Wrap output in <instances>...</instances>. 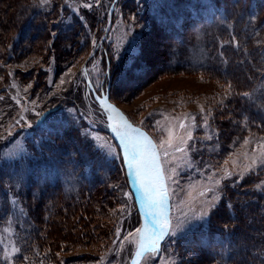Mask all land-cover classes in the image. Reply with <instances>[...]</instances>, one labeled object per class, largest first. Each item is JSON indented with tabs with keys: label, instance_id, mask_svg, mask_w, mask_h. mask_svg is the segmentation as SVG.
<instances>
[{
	"label": "rangeland",
	"instance_id": "1",
	"mask_svg": "<svg viewBox=\"0 0 264 264\" xmlns=\"http://www.w3.org/2000/svg\"><path fill=\"white\" fill-rule=\"evenodd\" d=\"M7 1L8 8L2 10ZM36 1L38 2V0ZM107 1L99 0L97 3L96 0H92L93 6L87 7V12L93 14L94 9L104 11ZM174 1L148 0L147 3L150 4L151 14L164 8V12L170 16L172 8L175 7ZM181 1L189 4V9L188 16L186 13L185 16L180 12L175 13L173 22L175 21V25L179 28L211 21L218 12L210 0H177L176 4L180 6ZM84 2L85 0H72L70 3L64 1L63 5L66 8H71L75 17L79 18L80 10L85 8ZM25 3L26 0H0V10H2L0 11V37L3 35V39L0 40V54L3 53L2 59H0V97L7 96L11 99L8 102L4 101L2 106L0 105V214L4 211L6 218V221L0 223V264H17L16 259L19 256V248L23 240L20 230H26L23 228L20 216V213L23 212L22 208L20 206L16 208L11 202V204H5L3 201L4 194L10 195L7 188H11L12 191L19 194L25 212V205L29 199L27 196L49 197L50 194H53L51 185L59 184L63 192L60 195V201L65 202V205L68 206L79 201L80 192L91 190L92 182L101 180L107 183L110 178H116L114 179L116 188L113 191L117 194V199L120 198L121 207L112 204L106 208V212L116 213L123 207V214L114 227L112 241L107 243L104 248H97L98 250L92 248V245L86 241L82 243L83 245L77 244V246L68 249L64 247L69 238L61 234L58 239L65 243L60 245L63 248L60 250V264H129L135 253V244L131 242L133 237L129 236L127 240L124 237L128 236V233L135 234L136 228L145 227L141 226V217L148 211L143 207L135 168L132 170L134 181L131 183L128 174H126L128 173L127 163L124 164L123 150L118 146L119 144L113 143L108 134L109 126L106 119L110 121L109 116L111 115L102 109L106 114V118L103 119L101 113L95 108L89 95L90 89L86 84V80H89L86 75L87 70H85V74L81 73L84 75L83 79L78 75L83 64L80 65V62H76L66 70L65 74L53 79L55 60L53 63H49L48 58L35 62L39 61L40 54L51 52V44L56 46V37L58 40L60 39L58 27L54 30L52 38L49 34H44L36 45L34 44L32 47L29 45L31 54L27 55L25 52L22 54L24 57L13 59L10 63L7 62L8 57L13 55L14 47L10 45L11 41L17 37L18 43H21L20 35H27L21 32L24 12L28 14L31 11L30 7L24 5ZM112 4L113 1L109 10ZM47 6L48 3L45 7L47 8ZM59 8L51 11L57 14ZM201 12L203 13L200 14ZM194 13L199 18L196 23H191L194 20L191 19ZM112 15L110 31L105 39L106 45H108L107 42H110L113 46L111 50H106L107 55H110L115 63L111 61L114 69L112 100L131 123L134 122L133 126L144 132L154 142L161 153L163 151L170 153L164 164L167 187L166 201L172 223H182V227L176 230L164 246L162 254L159 256V253H152L153 257L158 258L149 260L147 264H176L177 253L175 251L179 248L184 257L183 264H196L194 259H197V264H264V235L261 231V228H264V217L260 215L259 208V204L262 202L256 199V197L264 198V190L259 189L257 192L247 194V197H241V204L237 206L232 204L229 209L223 208L217 211L224 206L222 203L224 193L216 181L219 180L221 183L226 174H231L227 178V182L231 185L236 183V180L247 181L249 175H252L253 178L260 176L256 180L257 187L264 185V166L253 165L254 159L264 161V148L260 147L261 144H264V136L249 134L250 137L236 147L238 135H236L235 114L231 116L235 119L228 118L229 120L223 121L224 129H219L220 125H217V133L208 126L213 113H217L216 106H219V110L222 107L223 101L219 95L222 84L214 76H208L203 72V68L209 63L213 52L212 37L219 29H231L229 22L220 17L217 19L221 20L220 22L208 24V26L211 24L210 28L207 26L198 27L196 32L194 31L189 36L187 43L180 45V42H176L177 40L173 38H165L154 33H148L147 36V31L142 25L136 26L132 20L128 19L131 24L127 26L128 24L124 23V19L119 15L116 17L118 21L112 22ZM49 16L54 17V14H49ZM257 18L250 17V22L251 20L255 22ZM107 20L108 15L106 24ZM237 27L240 28L239 23ZM262 27L264 29V25ZM66 28L71 31L70 36L77 29L75 25H64V29ZM198 30L201 32H197ZM133 31L137 33L143 31L140 42L144 57L136 48L133 51L135 46L130 43ZM135 40L139 42L137 35H135ZM71 42H73L72 39H69V46H71ZM43 43L46 45V48H43L45 50L35 52L41 51L38 46ZM220 45H229L228 36L223 39V43ZM58 48L60 47L58 46ZM123 54L124 58L121 60ZM65 56L64 54L61 58ZM136 57L139 59L135 61ZM39 63L43 66L38 69L35 66ZM50 64H53L54 67L52 65L50 67ZM89 64L92 77L96 83L101 82L103 69L101 57L90 61ZM239 70L236 67L232 69V72L237 73ZM38 71H41L42 74ZM244 73L246 72L244 71L243 75ZM62 80L63 83H61ZM73 80L78 88V93L83 92L84 104L82 107L77 108L70 101L68 106L62 107L51 115L45 129L32 131V126L37 127L44 124L48 111H42V109L55 101L57 102L67 91L74 94L72 91ZM9 82L14 88L10 97L2 86V84L9 85ZM41 83L45 85V95L37 94L41 91ZM28 91H30V99H27L29 98ZM53 97L55 99L51 101L50 99ZM252 98L261 99L262 102L254 101L252 107L248 105L246 108L248 119L254 120L255 116H252L254 109L259 110L260 117L264 118V92H261L260 96L254 93ZM20 100L27 106L23 107ZM80 100L82 103V98ZM47 102L49 103L46 104ZM4 111L8 114L5 115ZM220 116L223 118L222 112ZM111 117L110 123H116L113 116ZM219 120L222 121V119ZM9 122L11 125L12 122L14 123L12 129L9 128ZM181 123L186 126L181 128ZM218 123L220 122L218 121ZM112 134L119 139L113 130ZM169 134H171V148L168 146ZM189 134L192 136L191 140H188ZM217 134L218 136L222 135V141L230 142V146L225 148L221 156ZM58 136H60L59 139ZM209 137L211 138L209 139ZM50 139H58L57 141H60L61 145L66 144V150L70 153L54 151L48 156L35 151L37 144ZM246 140L247 143H245ZM184 141L187 142L186 145L183 143ZM78 147L88 150V152H84L92 157L89 161L91 163H88L87 156L81 153L82 149ZM177 147H186V150L177 152L175 151ZM204 152L205 154H203ZM162 159H164L163 156ZM119 160L121 165L123 164L122 167L124 166L123 170L126 166L124 175L127 179L129 192L125 189ZM245 177L247 178L244 179ZM3 184L5 186L1 187ZM112 187L114 186H110V188ZM201 193L205 194L201 195ZM130 195L134 199V203L139 201L142 205V208L137 207L139 226L135 219ZM109 203H112V200H109ZM46 204L44 201L41 202L37 212H40L39 209L44 212ZM32 209L31 207L30 211L28 210L30 216ZM163 211H165L164 208ZM204 212H207V215H202ZM217 216L226 221L231 219L236 224L235 231L226 232L221 236L217 235L216 231L211 230L210 227L206 228V235L196 231L203 230L206 221L215 224V221L219 219ZM45 228L46 226L43 230ZM118 232L119 236H117ZM232 234H236L233 236L235 241L229 238ZM41 237L47 240L50 238L45 234ZM169 237L170 235L164 241ZM178 239H181L179 245ZM63 258H66V261Z\"/></svg>",
	"mask_w": 264,
	"mask_h": 264
},
{
	"label": "trees",
	"instance_id": "2",
	"mask_svg": "<svg viewBox=\"0 0 264 264\" xmlns=\"http://www.w3.org/2000/svg\"><path fill=\"white\" fill-rule=\"evenodd\" d=\"M64 1L65 0H49L48 6L46 8V4H41L40 0H38V2L36 0H26V3L24 5L30 7L31 11L28 14L24 12V22L21 24V32H24L27 35H20L22 39L21 43H18L17 37L15 40L13 39L11 41L10 45L14 47V49L13 55L9 56L7 59L8 63L12 62L13 59L16 60V58L18 57H24V55L22 54H24L25 52L27 55L31 54V52H29V45H31V47L34 46V44L36 45L42 39L44 34H49L50 38H52V34L55 33L54 30H56L57 27L60 39L58 40V37H56L55 43H57L60 48H58L57 44V47L52 46L53 44H51V52L48 54L44 53V55L40 54L39 61H35L37 58L34 61L40 62L42 60L44 61L45 59L47 60L48 58L47 61H49V63H53V61L55 60L56 67H54L53 64H50V67L51 65L54 67L53 79H57L61 75L65 74L66 70L76 64V62H80V65L85 62V60L92 53L101 37L103 36L108 10L113 0L107 1V7L104 11H102V9L101 11L94 9V13L90 14L87 12V7L81 9V16L79 18L75 17V15L72 13L71 8H66L65 5H63ZM67 1L70 3L72 0ZM147 1L148 0H118L115 3L112 22L118 21L116 17L119 15L124 19V23L128 24L127 26H130L131 24L128 19L132 20L133 24L136 26L142 25L145 31H147V36L148 33H154L156 35L164 36L165 38H173L174 40H177L176 42H180V45H184L185 43H187L189 36L194 31L196 32L198 27L207 26L210 28L212 26H210L211 24L208 26V24L210 22H213V24L220 22L221 20H217L220 17L225 18V21L229 22L231 29H219L214 37H212L211 46L213 48V52L211 54L209 63L206 64V66L203 68V72H205L208 76H214L222 84V89L219 91L221 94L219 93V95L220 98L222 97L221 100L223 101V104L221 105L222 107L220 110L216 106L217 113H213V117L210 120L211 122L208 126L217 133V125H220L219 129H224L223 121L227 120L228 118L235 119L234 117H231L235 114L236 135H238V137H236V147L239 146L241 142L246 138H249V134H253L254 136H264V118L260 117L259 110L254 109V114H252V116H255L253 117L254 120H249L248 113L246 112V108L248 107V105H251V107L254 105L252 102H262L261 99L252 98V95L254 93H257L260 96V93L264 92V29L262 27L264 25V0H210V2L218 9L217 14L214 15L215 18L211 21L202 22L201 24L196 23L198 21V18H191L196 20H192L191 23L195 22L196 24H190L185 28H179L178 26H176L175 21L173 22V18L176 15V12H180L183 16H185V13L187 15L189 4L181 1L179 3L180 6H178L176 4L177 0H175L173 2L175 7L172 8L171 15L169 16L164 12V8H161L151 14L149 11L150 4L147 3ZM4 4L5 6L2 10L8 8V1ZM58 7L60 8L58 9L57 14L51 11L52 9ZM194 7L197 8V6ZM196 13L198 14V12ZM202 13L203 12H201L200 14ZM49 14H54V17H50ZM250 17L257 18V20L255 22L254 20H251L250 22ZM87 20L88 22H86ZM202 20H204V18H202ZM238 23L240 24V28L237 27ZM64 25H75V28L77 29L75 33L70 36L71 31L69 30V28L64 29ZM191 27L195 28L193 29ZM197 32H201V30H198ZM142 34L143 31L141 33H139V31L138 33L136 31H133L131 33V38L132 36L137 35V38H139V42L136 40L133 41L132 39L130 40V43L135 46L137 51L140 53L143 52L142 43L140 42V40L142 39ZM226 36H228L229 45H220L221 43H223V39ZM2 39L3 35L0 37V40ZM69 39H72L73 41L71 42V46L73 45L72 47L68 45ZM232 41L234 42L235 46ZM107 44L108 45H106L105 40L103 42V47L99 49L95 53L93 58H91L86 63L85 67L87 70L86 75L96 94L100 96L108 93L110 102L114 103L111 97V91L113 90L112 78L114 70L112 67V63H114V61H112L110 55H107L106 50H111L113 46L110 42H107ZM44 45L45 43H43L41 46L39 45L38 48H40L41 51L39 50L35 52H42V50H45L43 48H46V45ZM62 48L64 49L62 50ZM63 53L66 56L64 58H61L64 55ZM2 56L3 53L0 54V59H2ZM140 56L142 55L140 54ZM97 57H101L103 64V69L101 72L102 75L100 73L102 79L101 82L99 81L98 83H96V80H94L90 73L91 63L89 64L90 61L96 60ZM123 58L124 54L121 56V60H123ZM137 59H139V57H136L135 61ZM142 60L144 61V59ZM41 66L43 65L39 63L35 67H38L39 69ZM236 67L242 70V72H240V70L237 73L232 72V69ZM135 69L138 70L137 68ZM244 71L246 73H244L243 75ZM38 72L42 74L41 71ZM81 73H83L82 67L79 69L78 75L83 79L84 75ZM2 78L3 80H7L4 77ZM74 80L72 83V91H74V94H71L69 93V91H67L62 95V97L59 96L60 99H58L57 102L55 101L50 106L42 109V111H48V114L46 115L47 117H45L44 119V124L37 127L32 126V131H40L43 128L45 129L51 115L62 107L68 106L70 101H72L75 107H82V105L84 104L83 92L78 93V88ZM229 85H231L230 88L228 87ZM2 86L3 90L5 89L4 91L10 97L12 92L14 91V88L11 86V82H9V85L2 84ZM80 87L81 84L79 86V89ZM243 93H248L249 95H242ZM37 94L45 95L44 84H42L41 91ZM89 95L94 102L95 108H97V110L101 113L103 119H105L106 114L95 102L91 92L89 93ZM30 96V91H28L29 98L27 99H30ZM81 98L82 103L80 100ZM54 99L55 98L53 97L50 100L52 101ZM4 101L8 102L11 101V99H9L7 96H1L0 105L3 104ZM20 102L22 103L23 107L27 106L22 100H20ZM48 103L49 102H47L46 104ZM258 109L263 110L261 108ZM221 112L223 118H221L220 116ZM4 114L7 115L8 113L4 111ZM219 119H222V121H220ZM218 121L220 123H218ZM251 122H253V124H250ZM9 124V128L12 129L14 123L12 122L11 125V123L9 122ZM59 137L60 136H58V139ZM221 137L222 135L220 134L219 136L218 134L216 135L221 149L220 156L223 154L225 148L230 146V142H227V140L222 141ZM58 139H50L46 140V142L37 144L35 147V151L40 152L41 155L48 156H50V153L54 151L68 152L66 150V144L61 145L62 143L60 141H57ZM112 141L113 143H115L114 140ZM78 148L82 149L81 147ZM84 151L88 152V150L83 148L81 153L85 154L87 156L88 163H91L89 161L90 159H92V157L88 156ZM198 154H201V152H198ZM203 154H205V152ZM122 165L119 160V167L121 169V175L124 181L125 189L127 192H129L127 179L124 175L125 169L123 170L124 166L122 167ZM246 178L247 177H245L244 179ZM259 178L260 176H257V178H253L252 175H249L247 181L236 180V183H234L233 185L227 182V179L222 180L220 186L222 189V193H224L222 200L224 206L217 211L223 208L229 209L232 204H236L237 206L241 204V197H247V194L257 192L259 189L264 190V185L260 186L261 188L257 187L256 185V180ZM114 179L116 178H110L107 183L106 181L95 180V182H92L93 188L91 190H83L82 192H80L79 201L76 204L68 206L65 205V202L60 201V195L63 192L59 187V184L51 185L50 188H52L51 191H53V194H50L49 197L42 195L38 196L37 198H34V196L31 197V195L27 196V198L29 199H27L28 203L25 205V212L19 198V194L16 193V191H12L11 188H7V190H9L10 192V195L7 196L6 194H4V196H2L3 201L5 202V204L11 202L16 208L19 206L22 208L23 212L20 213V216L22 217L23 228H26V230H20L23 234V236L21 235V238L23 237V240L19 248V256L16 259L17 264H60V250L63 249L60 245L62 243H65L58 239L61 234L69 238L64 247L68 249L77 246V244L83 245L82 243H84V241H86L88 244L90 243V245H92V248L95 249L101 247L104 248L107 243L111 242L114 233V227L118 224V220L123 214V207L117 210L116 213L110 214L109 212H106V208H109L112 204L115 206L117 205L119 208L121 207V200L119 197L117 199V194H115V192L113 191V189L116 188V181H114ZM4 186L5 184H3L1 187ZM110 186L114 187L110 188ZM129 197L134 210L135 219L137 220V225L139 226L137 214L138 210L133 201L134 199H132V196L130 195ZM52 198H54L53 201ZM256 199L262 202L261 204H259V208L261 211L260 215L264 217V198L256 197ZM109 200H112V203H109ZM43 201L44 204L47 203L44 212L41 209H39L40 212H37V208H40L39 205ZM31 207L33 209L30 216L28 210L30 211ZM35 207L36 209H34ZM224 211L226 212V210ZM237 211L238 210L236 209V212ZM219 215L221 216V214ZM238 215L240 216L241 214L239 213ZM220 216H217L219 219L215 221V224L213 222L206 221L205 228H202L203 230H195L206 235V228L208 229L210 227L211 230L216 231L217 235L219 236L223 235L226 232L230 233L235 231L236 224L233 223L231 219H228L226 221L221 218L222 216ZM4 221H6V218L3 211L0 214V223H3ZM44 226H46V228L43 230ZM231 227H233V230H231ZM261 231L264 235L263 227L261 228ZM43 234H45L47 237H50L49 240L42 239L41 235ZM234 235L236 236V234H232L229 238L234 240ZM171 236L172 235H170V237L162 243V248L159 252V256L162 254L164 246L171 239ZM180 241L181 239H178V245ZM177 251H175L177 253L176 264H183L184 257L181 254V249L179 248V250ZM64 259L66 261V258H63V260ZM97 259L98 261H100L98 257ZM193 261L197 264V259H194Z\"/></svg>",
	"mask_w": 264,
	"mask_h": 264
},
{
	"label": "snow or ice",
	"instance_id": "3",
	"mask_svg": "<svg viewBox=\"0 0 264 264\" xmlns=\"http://www.w3.org/2000/svg\"><path fill=\"white\" fill-rule=\"evenodd\" d=\"M41 4H47L49 0H40ZM67 3V0H65ZM98 3L99 0H96ZM84 7H92V0H85ZM132 40H135V36H132ZM135 51V47L133 48ZM142 54V53H141ZM64 81L62 80L61 83ZM30 86V85H29ZM229 88L231 85L228 86ZM242 95L248 96V93ZM19 103V100L17 101ZM100 103L102 106L106 103V98H101ZM107 109H111L112 112H116L111 105H107ZM106 109V111H107ZM116 115L123 121V124L119 122L110 123L109 127L119 137L122 145L124 161L127 163L128 168H135L137 179L141 189V199L143 200V207L148 211L145 213V217L148 220V227H139L135 229L134 233H128L124 239L127 240L129 236L133 237L131 241L135 244L134 256L138 259H134L132 264H147L153 257L152 253H159L162 248V242L167 236L175 234L176 230L182 227V223L178 222L173 224L170 217L163 211L164 201L167 197L166 187V175H165V160L170 155L168 151H159L154 142L140 129L133 128L131 124L120 114ZM109 120L112 117L109 116ZM193 120L195 118L193 117ZM186 125L180 124L181 128ZM11 134V133H9ZM211 137H209L210 139ZM191 134L188 135V140H191ZM248 141L246 140L245 143ZM185 145L186 141L183 142ZM169 148L172 147L171 134H169L168 140ZM264 148V144L260 145ZM185 148L177 147L175 151H185ZM162 156L164 159H162ZM253 165L264 166V161L253 160ZM250 170V169H249ZM231 174H226L224 179L229 178ZM216 184L219 185L220 181L217 180ZM205 193H201L204 195ZM202 215H207L204 212ZM199 218V217H198ZM139 234V236H136ZM120 233H117L119 236Z\"/></svg>",
	"mask_w": 264,
	"mask_h": 264
},
{
	"label": "water",
	"instance_id": "4",
	"mask_svg": "<svg viewBox=\"0 0 264 264\" xmlns=\"http://www.w3.org/2000/svg\"><path fill=\"white\" fill-rule=\"evenodd\" d=\"M117 2V0H113V4H112V6H111V8H110V10H109V15H108V20H107V24H106V28H105V31H104V34H103V36L101 37V39H100V41L98 42V44H97V46L95 47V49L93 50V52L88 56V58L85 60V62H84V64H83V70H84V65L91 59V58H93V56H94V54L99 50V49H101L102 47H103V42H104V40L106 39V36H107V34H108V32H109V30H110V19H111V15H112V12H113V10H114V4ZM94 95V97H95V99H96V101L97 102H99L100 103V100L101 99H99L95 94H93ZM104 98H106V105H111L112 106V108H114L115 110H116V112H112L111 111V109H107V106H106V109L109 111V113L113 116V118L115 119V120H117V121H119V122H122L123 123V121H121L120 120V118L116 115V113L118 112V113H120L127 121H128V123L129 124H131L130 123V121L127 119V117L117 108V106L116 105H114V104H112V103H110L109 102V100H108V98L105 96ZM110 124V121L108 122V125ZM132 125V124H131ZM132 127L133 128H136V127H134L133 125H132ZM142 207V206H141ZM165 214H166V212H165ZM167 215V214H166ZM148 227V226H147ZM134 259H138V258H136L134 255H133V257H132V259H131V261H130V263L129 264H132V261L134 260Z\"/></svg>",
	"mask_w": 264,
	"mask_h": 264
},
{
	"label": "bare ground",
	"instance_id": "5",
	"mask_svg": "<svg viewBox=\"0 0 264 264\" xmlns=\"http://www.w3.org/2000/svg\"><path fill=\"white\" fill-rule=\"evenodd\" d=\"M118 1V0H117ZM186 3V2H185ZM218 11V10H217ZM245 37V36H244ZM230 49V48H229ZM151 53V52H150ZM153 58V57H152ZM160 60V59H159ZM20 77V76H19ZM7 81V80H6ZM219 107V106H218ZM232 127V126H231ZM228 130V129H227ZM243 136V135H242ZM218 140H220V139H218ZM129 191V190H128ZM129 203V202H128Z\"/></svg>",
	"mask_w": 264,
	"mask_h": 264
},
{
	"label": "built area",
	"instance_id": "6",
	"mask_svg": "<svg viewBox=\"0 0 264 264\" xmlns=\"http://www.w3.org/2000/svg\"><path fill=\"white\" fill-rule=\"evenodd\" d=\"M104 34V33H103Z\"/></svg>",
	"mask_w": 264,
	"mask_h": 264
}]
</instances>
